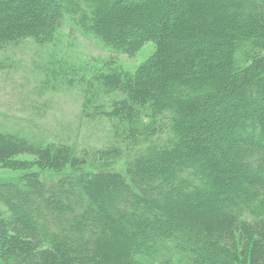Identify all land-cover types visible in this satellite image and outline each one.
Returning <instances> with one entry per match:
<instances>
[{
  "label": "trees",
  "instance_id": "1",
  "mask_svg": "<svg viewBox=\"0 0 264 264\" xmlns=\"http://www.w3.org/2000/svg\"><path fill=\"white\" fill-rule=\"evenodd\" d=\"M67 22L120 55L149 42L154 52L130 76L102 64L52 72L64 79L56 83L78 89L84 110L95 109L86 117L110 122L108 135L91 143L96 149L83 147L84 137L78 150L0 131L7 142L0 158L27 170L28 180L21 193L0 187L12 222L0 232V260L264 264V0H0V51L26 41L51 45ZM228 97L236 99L231 111L220 107ZM17 121L0 112V123ZM219 139L231 170L210 157ZM23 153L36 161L11 160ZM233 185L241 189H225ZM161 203L174 220L169 233ZM151 241L150 252H136Z\"/></svg>",
  "mask_w": 264,
  "mask_h": 264
},
{
  "label": "rangeland",
  "instance_id": "2",
  "mask_svg": "<svg viewBox=\"0 0 264 264\" xmlns=\"http://www.w3.org/2000/svg\"><path fill=\"white\" fill-rule=\"evenodd\" d=\"M227 8L225 9L227 10ZM60 29L61 33L59 35V40L51 45H44V47H41L35 45L31 41H26L20 46H8L6 49L0 51V64L4 61L9 65L7 69H5L6 67H0V112L8 113V115L12 113L20 119V121H17V125L15 123H0V131L13 133L19 135V137L24 133H28L30 135L29 137L34 140L44 141L45 144L48 143L50 145L63 143L75 144L78 146V150H82V138L84 137L86 140L84 141L83 147L96 149L91 143L108 135L110 122L102 117H96L94 119L86 117L87 113L94 114L95 109L88 108L84 110L83 106H85L86 101L84 97H81L78 89L76 87L70 88L66 85H60L59 82L56 83L57 80L63 81L64 79L62 76H55L52 72L59 71L60 67L64 71L67 68H89L95 64H102L108 67L107 69L105 68L106 71L104 72H107L108 69H110V72L118 70L122 75L130 76L152 55L155 45L154 42L146 43L134 56L130 57L120 55L106 48L96 37L85 35L77 28H74L69 22L64 23L63 27ZM199 45H201V43H199ZM225 47L226 46L223 45L222 48L216 49L214 57L217 54V61L224 60ZM54 54L58 56L56 60L52 58ZM102 69L103 68H101V70ZM50 75L54 78L51 79ZM39 82L46 85L45 90L39 87ZM53 85H55V87H52ZM235 100L231 97H228V99L222 98L221 101H224V103H220V107L222 109L226 107L231 111ZM251 104L252 102L247 100L245 102L246 109H249ZM218 116H221V113ZM214 117H217V114ZM229 119L230 117H226L222 119L223 121L221 122L227 123ZM27 120L35 121L36 125H28ZM37 122H39L42 127H38ZM20 126L35 130L36 133L34 131H25ZM164 127L165 133L172 136L171 131H168L166 126ZM236 134L239 135V132L237 131ZM221 135L220 133L218 136ZM169 136L164 135L161 137L160 142L162 144L167 142L166 140ZM221 139L214 141L209 146V149H211L210 157L216 168L222 171L231 170V166L228 165L226 159H224L222 155L219 156V151L224 152V149L221 150V147L224 145L221 144ZM109 141L110 139L108 142ZM6 143L5 140H0V146ZM207 159L208 157L206 160ZM11 160L18 165L26 166L36 161L35 157L28 153H23ZM6 162L4 157L0 158V183L3 184L0 185V187L3 188L7 186V188L14 190L16 193H21L23 190L26 191L27 187H23V185L25 181H28L27 178L24 179V176L27 175V170H14L13 168L15 166H11L8 163L6 164ZM200 163L203 164L202 160ZM32 171H30V173H32ZM33 180L30 179L31 182ZM22 188L24 189L22 190ZM225 189L227 191L233 190L237 192L241 188L233 185ZM184 192V194H187L191 191ZM226 192L222 190L218 192V195L223 196V193L225 194ZM185 196L186 195H182L181 198L180 196H175V198L182 199L185 198ZM109 200L110 199H108V202ZM189 203L193 208L197 207L193 200H190ZM163 208L164 210H161L163 211L162 218H165L167 222H165L166 225L162 233H169L171 231L170 228L175 226L174 220L172 221V219L168 218L170 217L167 213L168 207L164 206ZM19 217L22 219L21 216ZM9 218V211L0 203V232L2 231L3 234L4 229L8 228L7 225L12 223ZM159 219H161V217H159ZM22 220L26 222V220ZM154 244L155 242L151 241L146 250L138 246L136 252L140 255H144L146 252L148 253V251L150 252L152 250ZM132 245L130 246L131 249ZM141 249L143 250L141 251ZM135 255L136 253L134 256ZM174 259H176V257H174ZM177 259L179 258L177 257ZM209 263L210 262H208V264ZM0 264H4V262L0 260Z\"/></svg>",
  "mask_w": 264,
  "mask_h": 264
},
{
  "label": "bare ground",
  "instance_id": "3",
  "mask_svg": "<svg viewBox=\"0 0 264 264\" xmlns=\"http://www.w3.org/2000/svg\"><path fill=\"white\" fill-rule=\"evenodd\" d=\"M177 232V230H175Z\"/></svg>",
  "mask_w": 264,
  "mask_h": 264
}]
</instances>
